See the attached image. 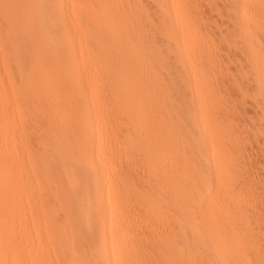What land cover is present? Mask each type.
I'll use <instances>...</instances> for the list:
<instances>
[{
    "label": "bare ground",
    "instance_id": "obj_1",
    "mask_svg": "<svg viewBox=\"0 0 264 264\" xmlns=\"http://www.w3.org/2000/svg\"><path fill=\"white\" fill-rule=\"evenodd\" d=\"M258 134L264 0H0V264H264Z\"/></svg>",
    "mask_w": 264,
    "mask_h": 264
},
{
    "label": "rangeland",
    "instance_id": "obj_2",
    "mask_svg": "<svg viewBox=\"0 0 264 264\" xmlns=\"http://www.w3.org/2000/svg\"><path fill=\"white\" fill-rule=\"evenodd\" d=\"M248 73L247 74H249V71H247ZM249 79H251V77L249 78ZM247 77H246V79H245V81L246 80H249ZM244 80V79H243ZM244 81V82H245ZM250 81V80H249ZM247 83V84H246ZM245 84H246V88H247V90L246 89H242L243 91H241V89H238L237 90V88L235 89V92H234V95H235V97H236V99H237V97H238V99H237V104L239 105V102H241V104L240 105H242V107L244 106V109L242 108V107H240V109L238 108V111H239V113L241 112V113H243V114H245V115H243L244 117H246V120H245V118L244 117H239L240 118V120H242L243 119V122H244V120H245V123L247 124L248 123V121H252V123H254L255 122V124H257L256 126H259L258 127V129H261V127H263V126H261L260 124H262V122H261V120H260V117H261V113H262V104H263V98L261 97V95H257V91L255 90V87L253 86V84H252V82H245ZM248 84L250 85V86H248ZM250 89V90H249ZM240 90V91H239ZM253 90H255L256 91V94H255V91H253ZM238 91V92H237ZM245 91V94H249V96H245V98L243 97V95H245V94H243V92ZM249 91V93H247ZM250 94H251V96H250ZM244 98V99H243ZM251 98V99H250ZM256 98V99H255ZM247 99H248V101H247ZM250 99V100H249ZM246 102V103H245ZM244 103V104H243ZM261 104V105H260ZM247 106H249V107H247ZM247 109V110H246ZM245 111V113H244V111ZM243 111V112H242ZM246 111H247V115L249 114V118L247 117V115H246ZM241 113H240V116H242L241 115ZM253 115H252V114ZM242 118V119H241ZM247 119H248V121H247ZM250 119V120H249ZM253 119V120H252ZM259 120H260V122H259ZM247 121V122H246ZM251 121L249 122L250 124H251ZM249 125V124H248ZM247 125V126H248ZM252 125V124H251ZM251 125H249V127H248V131H247V134L249 135V136H251V137H253V135H252V133L254 134V132L257 130V128H255V126H253L254 127V129H253V127L251 126ZM254 125V124H253ZM263 125V124H262ZM261 126V127H260ZM251 127V128H250ZM252 129V130H251ZM250 131H251V133H250ZM251 134V135H250ZM263 137H262V136ZM258 134V135H256L259 139H258V142H260V143H256V142H254L256 145H254V149L252 150V154L249 156V161H251V159L255 156V158H253L252 160V162L253 163H255L257 166H259L258 168H259V170L262 172V168H263V172H264V135L263 134ZM261 138V139H260ZM261 146H260V145ZM258 151V152H257ZM255 152V153H254ZM251 157V158H250ZM255 161H257V162H255ZM259 161V162H258ZM263 162V163H262ZM261 163V164H260ZM262 172V173H263ZM260 176L262 177V176H264V173L261 175L260 174ZM260 177V178H261ZM259 178V181H263L264 182V177L263 178H261L260 179ZM263 179V180H262ZM263 182H261L262 183V185H264V183ZM263 191H264V187H263Z\"/></svg>",
    "mask_w": 264,
    "mask_h": 264
}]
</instances>
